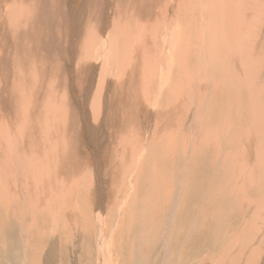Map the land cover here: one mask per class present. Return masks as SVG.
Returning <instances> with one entry per match:
<instances>
[{
  "label": "bare ground",
  "instance_id": "bare-ground-1",
  "mask_svg": "<svg viewBox=\"0 0 264 264\" xmlns=\"http://www.w3.org/2000/svg\"><path fill=\"white\" fill-rule=\"evenodd\" d=\"M65 23H69V25L63 27ZM57 26H62L58 30L60 34L69 35L65 36L63 40L58 37L62 43L60 46L55 44V34L57 33L55 27ZM157 58L161 60L158 61ZM60 60H63L62 64ZM65 61L69 65L72 62L71 70ZM73 70L80 74L82 81L84 80L80 82L82 84L81 89H88L89 84H96L95 81L98 78L97 84L99 87H95V92H89L92 95L91 99L86 95V99L91 100V108L98 111L103 108L106 112L109 107L106 108L105 105L110 104L109 100L111 99L107 97H110L112 89L115 87L119 99L114 100L115 107L120 111L132 112V114L126 112L128 117H125L124 125L128 123L127 127H140L139 130L142 129L138 120H135V115L138 116L139 113L145 110L143 96L140 97V94L145 93L142 92L144 90L141 86L146 85L147 99L155 101L153 104L156 106V117H159V120L162 121L154 119V122L144 127H146V130L150 128L147 135L150 134L153 138L155 134L154 138H160L162 130L158 129V122L163 124L166 131L160 141L161 149L168 152L165 158H174L175 165L178 156L188 151L182 140H190L191 142L196 140L199 144L193 146L191 155L196 154L200 149V152L203 153V158H201L203 163L200 167L194 169L206 168L212 175H217L222 170L219 157L222 147L223 153L231 148L232 153L236 154L237 141L240 139L239 144L241 146L247 144L248 142L245 139L248 132L256 138V143L261 142L260 151L264 157V0H0V109L3 112L2 118L6 122V128L12 134L8 141L1 142V147L9 146L8 149L3 151H7L10 160L11 158L13 160L11 169L18 168L22 164L17 157L27 153L29 143L34 141V138L37 139L42 135V127L49 134H55L53 137L60 143L61 138L58 137L57 133H60L64 118L56 113L57 110L54 111L59 105H56L54 101L60 97L61 89L68 90L70 95L73 93L77 97L76 92L72 91L73 85L70 83V81H73ZM97 70H99V74L96 78L95 73ZM130 77H133V79L136 77L135 82ZM137 77L147 79V82L142 81L143 84L140 86L141 82L138 83ZM75 79L79 80V76L77 75ZM36 80H38V83H35ZM137 91L140 93L139 95L136 93ZM232 100L244 101V104L241 103L236 111L238 114L236 116L237 121H243L247 125L240 132H238V126H236L235 132H231L229 117H232V111L229 107V109L224 110V104L220 106V110L215 117L213 116L212 103L216 104L219 101L225 103L226 101L229 105ZM96 101L101 104L98 105ZM164 103L174 107V109L170 107V110H168L165 106L168 110L166 113L161 108ZM45 104L49 105L47 120H45L46 118L41 111ZM64 105L65 117L67 118L65 120V130L68 133L62 138L66 139L65 145L69 146L72 155L76 156L80 150L83 151L82 144L84 142L79 144L77 139L79 135L81 137V130L83 131V128L89 125L85 119L87 113L85 115L83 111V113L79 111L81 108L80 102L74 99L73 96H69ZM158 106L161 110H158ZM185 109L188 112H185ZM137 110H141V112H136ZM192 110L195 111L193 117L191 115ZM102 111L101 109V113ZM104 111L102 114L105 113ZM93 115L96 116L95 119L102 118L100 119L102 123L104 117L99 116L96 111ZM116 116L117 114L113 117L110 116L109 119L107 118V123L117 122ZM213 118L216 119L215 125L211 123ZM120 125H122L121 122L115 125L116 130L123 129V125L119 128ZM166 127H169L168 131ZM175 128L178 130H175ZM118 131L117 133H119ZM89 132L91 131L89 130ZM122 132L124 133L125 130ZM124 135L126 134L124 133ZM139 135L143 136L142 133ZM159 138L157 139L159 140ZM12 142H15V144ZM86 142L88 141L86 140ZM92 142L95 145L93 152L95 161L90 173L93 175L91 171L100 164L99 162L103 156L102 149L105 147L101 144L97 145L93 140ZM13 145L17 147L18 151L14 150ZM59 146L54 144L53 147L60 148ZM179 146L180 152H178ZM211 146L214 149L210 148ZM218 146H220L219 153L216 150ZM30 147H33V145H30ZM149 149L141 159H145L147 155L154 153L153 151V153L148 154L151 151ZM0 153L4 152L0 150ZM24 157L25 155H23ZM206 157L210 159H208V162L205 161ZM15 159L18 160L14 161ZM163 159L161 158L160 161L162 164L166 162ZM9 161L5 160L4 162ZM142 163V161H138L134 169H137ZM23 164L26 166L27 163ZM25 166L24 169L28 170L29 168L26 166V169ZM3 169L5 168L3 167ZM25 170L19 171V173L23 174L26 172ZM28 174H24L27 177L23 175L21 177L26 180L30 178ZM35 175L37 176V174ZM250 176L254 189L261 192L259 185L261 184L262 175L259 177L251 172ZM139 177L140 175L137 174L136 182ZM172 177L171 182L176 183L179 177L177 179L174 176ZM45 178L47 180V177ZM55 178H57V174H54L53 179L56 180ZM216 178L215 183L213 181L211 185L214 184L215 186L219 183L216 182ZM51 179L52 177L49 175L50 183ZM53 179L52 187L55 186V190L58 192L56 187L58 185H55L56 182H53ZM51 191L44 190V195L47 196H43L46 198V203L52 199L49 197ZM116 191H118V200L110 201L108 204L106 210L108 218L110 217V207L121 203L122 193L127 197L131 195L130 192L122 191L121 193L120 190ZM14 192L17 193L18 191ZM23 193L24 197L28 198L26 204L24 198H22V202L25 204L24 207H26L34 197L30 199L31 195L28 196V190ZM2 195L4 196V194ZM11 198L13 201L14 198L12 196ZM183 199L184 193L182 191L171 208L169 220H171L175 208H178ZM39 201V203L37 202L38 205L36 204L34 207L37 215L47 214L56 224L57 218L51 216L52 213L50 214L46 206L43 205L45 200L42 196L39 197ZM15 203H12L13 211L14 207H17ZM55 208L54 205L52 212ZM67 214L71 213L68 212ZM101 216L102 212L100 210L98 219ZM60 218L64 222V218ZM118 221L120 222V218H118ZM97 224L95 225L93 222L90 227L86 228V232H89L86 237L93 238L86 242L91 245L94 241L97 244L98 264H109L107 263L106 250L110 246L106 243L108 238L105 236V233L106 235L108 233L106 231L108 223L104 224L105 226L102 222H99L98 226ZM38 225L31 227L29 224L25 234L29 232V235H31V230H34ZM46 225L51 226L49 221L46 222ZM204 225H195L188 232L193 233L197 229L204 230ZM41 231L43 232V230L36 231V235L33 237L36 241ZM118 232L119 224L117 223L112 231V238L114 239L112 242L110 241L113 249H116L119 245ZM25 238L30 247L34 239L31 241L32 238H29L28 240L27 235H25ZM35 244L38 243L35 242ZM41 244L43 243L41 242ZM167 248L170 247L165 244L166 254H168ZM117 258L116 255L113 256L112 264H119ZM168 260L169 258L166 255L163 261L166 263Z\"/></svg>",
  "mask_w": 264,
  "mask_h": 264
},
{
  "label": "rangeland",
  "instance_id": "rangeland-1",
  "mask_svg": "<svg viewBox=\"0 0 264 264\" xmlns=\"http://www.w3.org/2000/svg\"><path fill=\"white\" fill-rule=\"evenodd\" d=\"M67 25H69V23H65L63 27ZM61 27H55V31H57L55 34L57 43L55 42V44L57 46L62 44L59 38L63 40L65 36H69L65 33L60 34L58 32ZM154 41L153 43H155ZM156 60L160 61L161 59L157 58ZM62 61L63 60H60L61 64ZM65 63L71 70L72 67L70 66H72V62H70V65L67 61H65ZM98 74L99 70L95 73L96 78ZM77 75L79 76V80L75 79ZM72 76L73 81H70V83H72V91L76 92L77 97H75L73 93L70 95L68 90L64 91L61 89L59 93L60 97L56 98L54 101L56 105L59 104L57 105V109L53 107L55 109L54 111L57 110L56 113L61 118H64L62 128L59 131L60 133H57L61 141L58 143L56 138L53 137L55 134H49L45 128L42 127V135L37 139L34 138V141H31L32 144L29 143L26 151L27 153H23L17 157L22 164L27 163L26 166L29 168V171L24 169V164H20L22 166L19 165L18 168L11 169L13 160L12 158L10 160L7 151H3L4 149H8L9 146L2 148L1 142L4 140L8 141V138L12 134L9 133L6 128V122L3 120L4 118H2L3 112L2 109H0V135L2 136H0V150L4 152L0 153V164L2 165H0V190H2L0 191V195L4 194V196H0V264H98L99 253H97V244L94 241L91 245L86 242L93 239L90 236L86 237L89 234V232H86V228L90 227L93 222L95 225L97 223L99 224V222H102L103 225L108 223L106 226V231L108 233L106 235L105 230L104 233L108 238L106 243L110 246V248L106 250L107 263L109 264H112L114 255L118 257L119 264H164L165 261H163V259L165 260L166 255L169 260L165 264H218L219 262V264H264V157L263 153L260 151L261 142L256 143V138L248 132L245 139V141L248 142L247 144L245 143L244 146H241L239 144L240 139L237 141L236 154L232 153L231 148L223 153L222 147L221 155L219 156L222 170L217 175H212L205 167L206 170L202 168L199 170L194 169L200 167L203 163V159H201L203 158V153L200 152V149H198L196 153L197 156L196 154L191 155L193 146H197L199 144L198 141L194 140L191 142L190 140H182L188 151L185 152L186 154L181 153L179 156L177 154L178 158L175 165L174 158H165L168 152L161 149L160 141L162 140V136L164 137V132L166 131L164 130L165 127L163 124L158 122V129L162 130L160 138H154L155 134L152 138V135H147V133L150 132V128L147 130L145 129L150 123L154 122V119L162 121L159 120V117H156V106L153 104L155 101L147 99V86H143L144 84L142 83V81L147 82V79L137 77L138 83L141 82L140 86L143 84L141 87L144 91L142 92H145L144 94L141 93L142 95L138 91L136 92L138 95L140 94V97L143 96V104H145L144 112L137 110L136 112L141 113H137L138 116L135 115L138 117V119L135 117V120H138L142 129L139 130L140 127L137 128L134 126L133 129L127 127L128 123L124 125L128 117L127 114L129 112L132 114V112L120 111L115 107L114 100H119L115 87H113L110 97H107L108 99L111 98L109 100L111 105H105V107L107 106L106 108L109 107L106 112L101 108L105 112L104 115L102 114L103 111L101 113V109L98 111L91 108V100L86 99L87 96L91 99L92 95H90L89 92L93 93L96 91V88L99 87L97 84L98 78L95 81L96 84H89L88 89L82 88V90V84L80 82L84 80H81L80 74H77V71L75 72L73 70ZM130 78L133 79V77ZM135 78L133 79L134 82ZM35 83H38V80H36ZM117 90L119 89L117 88ZM69 96H73L74 99L80 102L81 110L79 109V111H81V113L84 112L85 115L87 113L85 119L86 123L89 124L87 127H84L85 129L83 128V131L81 130V137L80 135L78 136L77 142L79 144L84 142L82 144L84 152L80 150L78 155H76L77 157L72 155L69 146L65 145L66 139L64 140L62 138L68 133L65 130V120L67 118L65 117L66 111L64 109V104H66ZM220 101L216 104H211V106H213V116L215 117L220 110V106L224 104V110L229 107L232 111V117H229L231 132H235L236 126H238V132H240V130L243 131V128H246L247 125L243 121H237L236 116H238V114L236 111L241 103L244 104V101L232 100L229 105L226 101L225 103H221ZM157 102L161 103L159 101ZM96 103L98 105L101 104L98 101H96ZM161 106H163L161 108L162 110L164 109L166 113L170 110V107L174 109V107L165 103ZM48 108L49 105L45 104L41 110L45 118L48 114ZM157 108L161 110L159 106ZM93 110L98 112L99 116L104 117L102 123L100 120L102 118L95 119L96 116L94 117ZM192 111L193 112L190 113L193 117L195 111ZM185 112H188V110L185 109ZM116 114L117 122L110 120L112 122L107 123L106 119ZM92 119L97 120V123ZM45 120H47V118ZM118 121L123 125V129L120 128L122 125L119 126V131L118 129L116 130L115 126L119 124ZM141 122L143 125H141ZM211 123L215 125L216 119L213 118ZM89 126L90 128H88ZM166 128L168 131L169 127ZM89 130L91 132H89ZM124 130L126 135H124L123 132V134L121 133V131ZM175 130L178 129L175 128ZM117 131L120 134L117 133ZM141 133L143 136L139 135ZM157 138H159V140ZM86 140L88 142H86ZM92 140L97 145L101 144L105 147L102 149L103 156L99 162L100 164L91 171L93 175L90 173V169L95 161L93 154L95 145ZM12 143L15 144V142ZM54 144L60 145V148L53 147ZM30 145H33V147H30ZM13 147H15V145H13ZM147 148L151 150L148 154L153 153V151L154 153L152 155H147L145 159H141L142 156L147 153ZM210 148L214 149L213 146ZM15 149L18 151L17 147H15L14 150ZM216 150L219 153L220 146H218ZM178 152H180V146ZM23 155H25L24 158ZM188 155L190 156L189 159ZM231 156L234 158L232 159ZM161 158H164L163 160L166 162H163V164L160 163ZM208 159L206 157L205 161L208 162L210 160ZM5 160L10 161L4 162ZM138 161H142L143 163L137 169H134ZM3 167L5 169H3ZM23 170L26 171V174L29 173L28 177L30 178L25 180L24 177H27V175L25 176V173H19V171ZM49 171H52V173ZM251 172H254L256 176L259 177L262 175L261 184L259 185L261 192L254 189V185L250 181ZM35 174H37V176ZM54 174H57L56 180L53 179ZM137 174L140 175V177L136 182ZM22 175L24 176L23 178L21 177ZM49 175L52 177L53 182H56L55 185L59 186H56L58 192H56L55 186L52 187V179L51 183L49 182ZM219 175L221 176L218 177ZM172 176L176 179L179 177L176 183L171 182L173 179ZM45 177H47V180ZM215 178L217 180L216 182L219 183H216L217 185L214 186V184L211 185V183L213 181L215 183ZM45 188L47 191L52 190L49 195L52 199L47 203L46 198H44L47 197L45 196L46 194L44 195V190L46 191ZM12 190L18 192L16 193ZM27 190L28 196L31 195L30 199L34 197L35 200L31 199L30 202L32 205L29 202V205L24 207L28 198L24 197L23 192H27ZM116 190H120L121 193L122 191L130 192L131 195L127 197L122 193L121 203L110 207V217L108 218L106 216L108 204L110 201L114 202V200H118V191ZM36 191L38 192L36 193ZM182 191L184 193V199L182 203L178 205V208H175V213L172 215L171 220H169L171 208ZM215 191H217V193H215ZM11 196L15 199H13L14 202ZM40 196L45 200L43 205L46 206L50 214L52 213L51 216L57 218L56 224H54L55 222L52 221L47 214H38V216L37 211L34 210L35 205H38L40 202ZM6 198H10L11 200L9 199L7 201ZM22 198H24L25 204L22 202ZM33 201L35 204H33ZM12 203H15L17 206L14 207V211ZM54 205L56 208L54 212H52ZM100 210L102 216L98 219ZM59 211L60 213H58ZM68 212L71 214H67ZM118 213H120V215H118ZM44 216L45 218L43 219ZM60 217L64 218V222ZM118 218H120V222ZM43 221H49L51 226L46 225V222ZM117 223L119 224V232L117 235L119 245L116 249H113L111 245L114 239L112 238V231L117 226ZM29 224L31 227L39 224L38 227L31 230V235H29V232L25 234ZM41 224L42 227L40 228ZM195 225H204L203 227H205V229H197L193 233H189L188 231L194 228ZM39 230H43L44 233L41 231L43 234L40 233L37 242L33 237H35L36 231ZM25 235H27L28 240L32 238L31 241L34 239L38 244L36 245L33 240L32 245L29 247V244L26 243ZM41 242L43 244H41ZM165 244H168L170 247L169 249L167 248L168 254L165 252Z\"/></svg>",
  "mask_w": 264,
  "mask_h": 264
}]
</instances>
